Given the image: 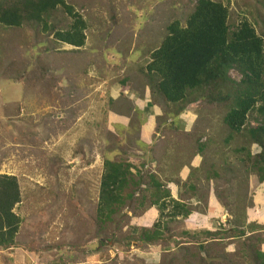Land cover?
Here are the masks:
<instances>
[{
    "label": "rangeland",
    "instance_id": "374dc122",
    "mask_svg": "<svg viewBox=\"0 0 264 264\" xmlns=\"http://www.w3.org/2000/svg\"><path fill=\"white\" fill-rule=\"evenodd\" d=\"M188 1L66 0L89 25L86 44L79 52H69L70 47L44 34L35 40L36 23L18 28L0 23V174L17 178L21 203L14 212L23 219L18 248L0 251V264H169L180 245L196 240L183 231L195 233L197 238L203 230L219 236L235 233L229 230L230 221L238 216V193L243 196L238 192V180L243 177L247 178L248 197L260 209L258 217L246 210L245 222L259 218L257 223L264 226V183H258L256 176L238 174L242 155L235 149L243 141L235 134L225 143L228 130L220 107L199 99L173 117L171 132L165 133L171 121L166 112L174 106L162 110L154 108L148 98L145 106L144 102L133 105L136 100H117L119 80L130 79V73L142 77L149 62L147 54L159 45L165 25L176 19L183 23L191 13ZM218 1L229 6L230 25L246 19L261 33L264 0ZM123 5L130 11L126 16ZM61 12L59 9L53 22L64 28L70 19ZM110 13L121 33L117 45L107 42L105 36ZM154 22L147 32L145 27ZM41 47L49 50L44 52ZM56 63L68 68L67 74L73 78L69 84L74 82L78 88L72 98L58 87H66L67 80L54 72ZM25 65L29 76L23 74L21 84L10 80ZM229 75L236 81L240 78L234 71ZM203 144L199 154L197 147ZM150 145L154 154L147 150ZM250 150L255 153L257 148L252 145ZM106 158L127 159L134 174L136 168L140 173H154L173 199L183 187L193 184L207 205L202 213L168 222L170 234L153 244L127 241L125 235H136L139 228L156 221L165 224L166 215L155 206L136 212L127 207L123 210L127 216L102 232L96 224V205ZM230 175L234 178L228 183ZM198 200L194 197L187 203L194 205ZM170 211L169 205L164 213ZM33 239L36 251L29 247ZM233 249L229 244L225 251ZM261 250L264 252V244Z\"/></svg>",
    "mask_w": 264,
    "mask_h": 264
},
{
    "label": "trees",
    "instance_id": "16d2710c",
    "mask_svg": "<svg viewBox=\"0 0 264 264\" xmlns=\"http://www.w3.org/2000/svg\"><path fill=\"white\" fill-rule=\"evenodd\" d=\"M189 1L192 11L184 22L177 19L168 22L163 28L164 36L159 45L149 50V62L142 69L141 79L135 73H130L131 81L128 77L119 80L121 91L117 100L124 99V91L133 89L134 83L138 84L134 88L138 89L141 97L147 89L152 103L162 110L169 105L174 106L173 111L166 112L171 121L165 133L171 132L173 117H179L187 106L204 100L210 106L220 107L223 110L222 123L228 130L225 143L235 134L243 141V145L235 149V153L242 155L238 174L241 177L243 174L247 177L256 176L258 183H264V20H260L263 28L261 33H257L255 26L246 19L236 26L230 25L229 6L222 1ZM123 7L126 16V12L130 11L125 5ZM59 9L70 19L67 27L59 28L53 22ZM110 16L105 36L107 42L117 45L121 33L119 28L114 27V15L110 13ZM0 23L8 28L36 23L35 40L43 34L45 37L51 36L58 43L72 46L73 49L68 50L69 52L81 51L86 44L85 31L89 28L84 18L66 0H0ZM155 25L154 22L145 27L146 31H150ZM113 32L115 35L111 38ZM41 49L44 52L49 50L44 47ZM27 68L29 67L25 65L22 73L14 72L10 80L21 84L24 81L22 75L29 76ZM67 70L63 63L55 64L56 75L66 76L67 80L66 87H58L69 98L73 97L72 93L77 95L79 91L74 82L69 84L73 78L70 79L71 75L67 74ZM231 71L239 75L238 81L230 77ZM111 102L114 100L110 98ZM144 118L143 113L142 119ZM251 122L257 125L251 126ZM252 145L257 148L255 153L250 150ZM148 148L154 154V148L151 145ZM203 149L204 144L199 145L198 153L201 154ZM131 168L134 166L127 159L106 158L103 161L96 205V224L102 232H105L107 226L117 225L127 216L123 213L127 207L136 212V209L141 211L155 206L161 214L166 215L165 224L156 221L151 226L139 228L136 235H125L127 241L153 244L170 234L168 222L179 217L185 219L194 212L202 213L203 206L207 205V199L193 184H187L178 198L173 199L164 182L154 173H140L136 168L137 173L134 174L130 171ZM228 172L232 174L230 169ZM232 178L234 176H228V183L232 182ZM238 184V192H242L243 196L238 193V216L230 221L232 229H229L235 233L219 236V233L203 230L202 236L197 238L195 233L183 231L184 235L196 240L188 245L189 248L187 245H180L176 253H172L169 264H264V252L261 250L264 244V226L257 223L259 218L251 223L245 222L246 210L258 217L260 209L253 205L246 193L247 178L239 179ZM20 195L17 178L0 174L1 252L18 248L17 234L23 219L14 209L21 203ZM194 197L199 199L197 204L187 203ZM169 205L171 211L164 213ZM118 229L117 227L115 230ZM201 238L204 239L200 241ZM30 242L29 247L34 249L37 242L35 243V239ZM229 244L234 246L232 252L225 251Z\"/></svg>",
    "mask_w": 264,
    "mask_h": 264
},
{
    "label": "crops",
    "instance_id": "0c3cea01",
    "mask_svg": "<svg viewBox=\"0 0 264 264\" xmlns=\"http://www.w3.org/2000/svg\"><path fill=\"white\" fill-rule=\"evenodd\" d=\"M64 45H66V46L70 47L71 49H73V47L68 45V44H64ZM120 91H121V86H120ZM124 95H125V99H127L130 103L136 100L137 102H133V105H135V106H136L135 103H137L139 105H142L143 102H144V106H145L147 104V102H146L147 98L150 100V97L148 96L149 94H148V90L147 89H146V91L143 92V97H141V93L139 91L137 92V89H135V88H133V90L126 89L124 91ZM130 95H131V98H130ZM114 98H116V97H114ZM153 106H154V108L157 109V105L153 104ZM143 110L145 111L144 108H143ZM147 120H148V118H147ZM147 120H146V122H147ZM146 122H144V123H146Z\"/></svg>",
    "mask_w": 264,
    "mask_h": 264
}]
</instances>
